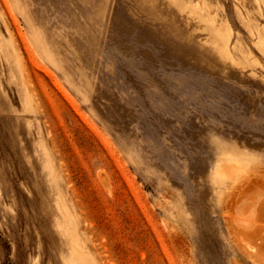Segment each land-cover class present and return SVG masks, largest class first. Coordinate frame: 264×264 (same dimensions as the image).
Masks as SVG:
<instances>
[{
  "label": "rangeland",
  "instance_id": "obj_1",
  "mask_svg": "<svg viewBox=\"0 0 264 264\" xmlns=\"http://www.w3.org/2000/svg\"><path fill=\"white\" fill-rule=\"evenodd\" d=\"M0 264H264V0H0Z\"/></svg>",
  "mask_w": 264,
  "mask_h": 264
}]
</instances>
